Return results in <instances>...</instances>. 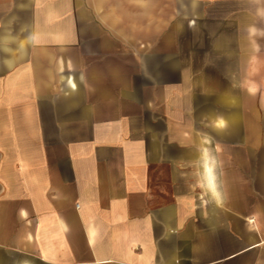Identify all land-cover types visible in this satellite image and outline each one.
I'll return each mask as SVG.
<instances>
[{"label": "crops", "instance_id": "crops-1", "mask_svg": "<svg viewBox=\"0 0 264 264\" xmlns=\"http://www.w3.org/2000/svg\"><path fill=\"white\" fill-rule=\"evenodd\" d=\"M171 2L0 0V264H264V0Z\"/></svg>", "mask_w": 264, "mask_h": 264}, {"label": "rangeland", "instance_id": "rangeland-1", "mask_svg": "<svg viewBox=\"0 0 264 264\" xmlns=\"http://www.w3.org/2000/svg\"><path fill=\"white\" fill-rule=\"evenodd\" d=\"M171 1L172 0H146L148 10H146L147 13H144L142 6L140 7L143 3L139 0H104V4L101 6L100 11L108 14L112 20H116L113 24L115 27L130 30L132 47H149L156 31L166 26V20L171 17L173 18L176 13L175 8L172 7ZM124 19L128 22H120ZM259 79L262 81L261 83L264 84V70L259 72ZM263 91L264 88H260V94ZM262 111H264V104L260 103V112ZM260 125L264 126L263 119L260 120ZM241 186L244 193L246 192L247 194L251 190H255L256 192L260 190L264 191V184L260 186L261 189L258 191L252 189L249 183H243ZM260 197H264L263 192L260 194Z\"/></svg>", "mask_w": 264, "mask_h": 264}]
</instances>
